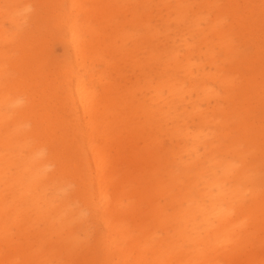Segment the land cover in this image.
Listing matches in <instances>:
<instances>
[{
	"label": "bare ground",
	"instance_id": "1",
	"mask_svg": "<svg viewBox=\"0 0 264 264\" xmlns=\"http://www.w3.org/2000/svg\"><path fill=\"white\" fill-rule=\"evenodd\" d=\"M0 264H264V0H0Z\"/></svg>",
	"mask_w": 264,
	"mask_h": 264
}]
</instances>
